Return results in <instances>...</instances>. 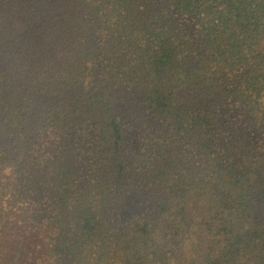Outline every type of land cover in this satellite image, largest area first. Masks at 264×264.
I'll list each match as a JSON object with an SVG mask.
<instances>
[{"label": "trees", "instance_id": "16d2710c", "mask_svg": "<svg viewBox=\"0 0 264 264\" xmlns=\"http://www.w3.org/2000/svg\"><path fill=\"white\" fill-rule=\"evenodd\" d=\"M0 264H264V0H0Z\"/></svg>", "mask_w": 264, "mask_h": 264}]
</instances>
